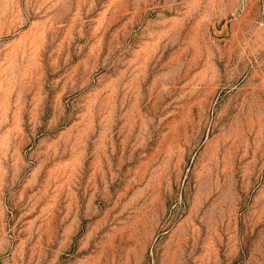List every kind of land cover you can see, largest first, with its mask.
<instances>
[{
  "label": "rangeland",
  "instance_id": "374dc122",
  "mask_svg": "<svg viewBox=\"0 0 264 264\" xmlns=\"http://www.w3.org/2000/svg\"><path fill=\"white\" fill-rule=\"evenodd\" d=\"M0 264H264V0H0Z\"/></svg>",
  "mask_w": 264,
  "mask_h": 264
}]
</instances>
